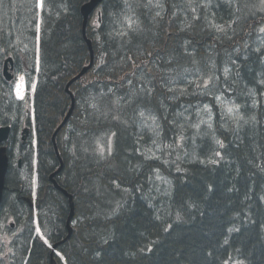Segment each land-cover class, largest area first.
Wrapping results in <instances>:
<instances>
[{
	"label": "trees",
	"instance_id": "trees-1",
	"mask_svg": "<svg viewBox=\"0 0 264 264\" xmlns=\"http://www.w3.org/2000/svg\"><path fill=\"white\" fill-rule=\"evenodd\" d=\"M37 1L0 0V66L11 55L30 87L38 34L34 207L64 263L264 264V0H101L85 27L79 12L89 0H42L38 32ZM89 47L92 66L67 92L90 64ZM197 70L220 76L213 97L170 89L168 76ZM2 79L0 123L12 124L8 153L11 160L19 151L22 170L11 161L0 217L11 208L4 220L12 216L20 228L17 256L29 250L26 264H50V249L33 236L31 142L17 149L11 122L23 117L30 126V115ZM219 93L237 102L244 122L235 119L218 127V136L194 139L191 159L180 169L145 158L139 110L157 117L161 138L183 133L192 141L199 121L191 108L207 101L218 111ZM71 94V116L53 138ZM60 165L53 177L59 191L49 177ZM156 169L169 181L157 199L147 187ZM53 260L63 264L56 255Z\"/></svg>",
	"mask_w": 264,
	"mask_h": 264
},
{
	"label": "rangeland",
	"instance_id": "rangeland-1",
	"mask_svg": "<svg viewBox=\"0 0 264 264\" xmlns=\"http://www.w3.org/2000/svg\"><path fill=\"white\" fill-rule=\"evenodd\" d=\"M157 3V2H156ZM159 3V0H158ZM128 26L130 27L133 24V20L131 17L128 18ZM259 33H263V31H260ZM264 35V34H263ZM260 35V36H263ZM261 39V38H260ZM259 40L256 38L255 43ZM248 46V45H246ZM234 54L236 52L234 51ZM223 64V63H222ZM223 68V74H225L226 70L228 69V65L226 63L222 65ZM2 66H0V72H1ZM226 75V74H225ZM213 76L209 74H204L202 71L197 70L194 73H188V76L184 74V72L181 73V77L179 76H173V77H167V80L169 81V87L171 90H176L177 95L180 94V96L184 97L181 93L188 92L191 93L189 90H196L195 95H200L202 93L203 95H208L207 93L213 92L214 89L219 87V77L218 75ZM180 79V80H179ZM218 79V80H217ZM222 82V81H221ZM226 85V84H225ZM226 87L225 90L227 89ZM0 90H4L1 88ZM202 91V92H201ZM220 94V93H219ZM194 95V96H195ZM214 93L209 94V96H213ZM214 104L218 106V111L215 110V107H211L210 102H204L203 104H196L194 105L192 109L193 114L195 115L194 120L199 121V125L194 127L193 130L195 131L192 141L190 139L183 138L184 134L181 133L177 138H171L167 139L166 137H160L161 136V129L158 122V119L155 115H153L151 112L146 110H139L137 114L136 124L138 127V135L140 136L141 144L139 145V149L145 154L146 159H153V160H159L166 165L174 164L175 169H180L188 159H191V155L189 156V150L192 146H194V139H200L204 137H209L211 135L218 136L216 130L218 127H226L227 124L230 121H236L244 122L245 117L242 115L239 116V106L235 100L232 98L227 97L225 94H216L215 95ZM217 103V104H216ZM202 105V106H201ZM207 105V106H206ZM21 107L24 109V104H21ZM238 107V108H237ZM231 109V111H229ZM236 109V110H235ZM188 110V109H187ZM220 113V114H219ZM185 114V113H184ZM183 113H180L178 118H184L185 120L190 122V119L185 117L189 115L184 116ZM184 116V117H182ZM238 119V120H237ZM16 125V132H15V145L18 149L17 142L19 143V133L21 128L23 126H26V119L21 118L17 122L11 121ZM219 123L218 126L216 124ZM2 124L0 123V126ZM214 132V133H213ZM14 134V133H13ZM211 136V138H213ZM10 141V140H9ZM188 141H189V147H188ZM9 143V142H8ZM8 147H10L9 144H6ZM145 146V147H144ZM146 148V149H145ZM189 148V149H188ZM18 152L16 151L14 154V162L18 159L16 156ZM147 154V156H146ZM20 180L21 182L25 183L27 179V175L25 172L20 173ZM164 175L161 173L159 169H156V173L154 178H152V182L148 181V192L153 198H159L162 196L165 192L166 186L169 184V181L166 177H163ZM167 184V185H166ZM155 199V200H156ZM8 206V205H7ZM11 212V208L6 207L4 208V211L0 217V254L4 261L9 262L10 256H8V252L13 253L14 251V242H11V240L14 241V236L20 233V230L17 227L10 228V222L16 221L14 217H10L7 221H3L5 218V215ZM33 225H36L37 222L33 219L32 221ZM35 232V228H34ZM8 235V237H6ZM12 238V239H11ZM9 242V245L11 244V249H7V244ZM3 246L5 248L3 249ZM3 249V250H2ZM62 262V261H61ZM21 264V263H20ZM23 264V263H22ZM64 264V262H63Z\"/></svg>",
	"mask_w": 264,
	"mask_h": 264
},
{
	"label": "water",
	"instance_id": "water-1",
	"mask_svg": "<svg viewBox=\"0 0 264 264\" xmlns=\"http://www.w3.org/2000/svg\"><path fill=\"white\" fill-rule=\"evenodd\" d=\"M100 1L101 0H90L88 3L84 4L81 7V14L83 16V27H85L89 15L93 12V10L100 3ZM87 44L90 46V43L89 42H87ZM90 54H91L90 64L87 67H84L77 76H75L74 78H72L67 83V85H66V91L67 92L69 91L68 90L69 85L72 82L78 80L92 66L93 56H92L91 48H90ZM8 63L12 64V59L11 58H8L7 60L4 61V68H3V74H4L5 78L9 81V80H11V76L8 73ZM71 97H72V94H71ZM73 105H74V101H73V97H72L71 107L68 110L67 114L65 115V117H64L63 121L61 122V124L55 130V132L53 134V138L56 135V133L61 129V127L66 123V121L68 120V118L71 116V113H72V110H73ZM9 131H10V128L9 127H1L0 128V145L4 141H6L8 139ZM23 134H24V137H23V140H24L25 139V135L28 134V130H25L23 132ZM55 150H56V148H55ZM61 167H62V165H60L59 169L56 172H54L53 174L50 175V180L52 181L54 188H56L57 190H60V189L56 185L53 177H54L55 174H57L60 171ZM7 168H8V157H7V154H6V147L5 146H0V202H1L2 193H3V190H4V180H5V175H6V172H7ZM69 203H70V209H71L70 210V213L71 214H70V217L68 218V222H70V219L73 216V205H72V201H71L70 197H69ZM70 234H71V229H70V227H68V236H67L66 239H68L70 237ZM55 248H56V245L53 246V249H55Z\"/></svg>",
	"mask_w": 264,
	"mask_h": 264
},
{
	"label": "bare ground",
	"instance_id": "bare-ground-1",
	"mask_svg": "<svg viewBox=\"0 0 264 264\" xmlns=\"http://www.w3.org/2000/svg\"><path fill=\"white\" fill-rule=\"evenodd\" d=\"M90 1V0H89ZM155 1V0H154ZM88 1H86V3H87ZM102 3V2H101ZM158 3V2H157ZM84 5V4H83ZM156 6V5H155ZM163 6V5H162ZM170 9V8H169ZM184 10V9H183ZM103 12V11H102ZM79 13H81V12H79ZM108 15V14H107ZM114 15V14H113ZM90 16V15H89ZM89 19V18H88ZM53 22V21H52ZM161 22V21H160ZM121 24V23H120ZM87 27V26H86ZM83 29V28H82ZM249 30V29H248ZM257 31V30H256ZM259 31V30H258ZM257 31V32H258ZM120 33V32H119ZM128 33V32H127ZM86 34V33H85ZM243 34V33H242ZM82 35V34H81ZM258 35V34H257ZM86 38V37H85ZM254 40V39H253ZM87 43V42H86ZM92 47V46H91ZM250 48V47H249ZM93 50V49H92ZM211 60V59H210ZM209 60V61H210ZM215 60H216V58H215ZM207 61V60H206ZM212 63V62H211ZM207 65V64H206ZM212 65V64H211ZM34 66V65H33ZM206 68H208L207 66H205ZM218 68V67H217ZM216 68V69H217ZM231 69V68H230ZM35 70V69H34ZM206 70V69H205ZM208 70V69H207ZM36 72H38V63H36ZM233 72V71H232ZM216 74H217V71H216ZM218 74H219V70H218ZM83 76V75H82ZM218 77H220V76H218ZM220 79V78H219ZM2 80H4L3 82H6V83H15V85H14V88L16 89V92H17V96L19 97V98H21L22 97V95L24 94V92H25V81H24V79H23V77L22 76H17V75H12L11 76V81H7L5 78H3ZM218 80V79H217ZM219 82H220V80H219ZM10 85V84H9ZM248 85V84H247ZM7 86V85H6ZM1 88H3V86L2 85H0V89ZM235 88H236V86H235ZM69 89V88H68ZM215 90V89H214ZM229 90V89H228ZM241 90V89H240ZM3 91V90H2ZM202 92V91H201ZM196 94V93H195ZM221 94V93H220ZM220 94H218V95H220ZM242 95V94H241ZM247 95V94H246ZM209 96V95H208ZM71 97V96H70ZM213 97V96H212ZM231 97V96H230ZM239 97V96H238ZM74 98V97H73ZM200 98V97H199ZM202 98V97H201ZM198 99V98H197ZM212 100V99H211ZM210 100V101H211ZM251 101V100H250ZM202 106V105H201ZM207 106V105H206ZM254 106V105H253ZM257 106V105H256ZM238 108V107H237ZM256 109V108H255ZM11 110V109H10ZM236 110V109H235ZM17 111V110H16ZM242 116V115H241ZM19 117V116H18ZM4 121V120H3ZM29 125V124H28ZM15 141V140H14ZM16 142V141H15ZM13 147V146H12ZM25 149V148H24ZM26 156V155H25ZM18 158V157H17ZM59 161V160H58ZM59 167V166H58ZM59 174V173H58ZM61 181V180H60ZM52 185V184H51ZM62 188V187H61ZM60 191V190H59ZM65 191V190H64ZM67 192V191H66ZM69 195V194H68ZM70 196H72V195H70ZM29 201V200H28ZM22 209V208H21ZM74 210V209H73ZM70 211V210H69ZM74 212V211H73ZM25 215V214H24ZM74 225V224H73ZM22 231H23V229H21ZM67 231V230H66ZM38 239V238H37ZM61 241V240H60ZM33 242V241H32ZM60 245V244H59ZM62 245V244H61ZM220 246V245H219ZM30 248H31V246H30ZM31 250V249H30ZM255 253V252H254ZM61 254V253H60ZM49 257V256H48ZM65 261V260H64Z\"/></svg>",
	"mask_w": 264,
	"mask_h": 264
},
{
	"label": "flooded vegetation",
	"instance_id": "flooded-vegetation-1",
	"mask_svg": "<svg viewBox=\"0 0 264 264\" xmlns=\"http://www.w3.org/2000/svg\"><path fill=\"white\" fill-rule=\"evenodd\" d=\"M7 221V220H6ZM16 223V222H15ZM6 237H8V235H6ZM12 239V238H11ZM11 242H14L13 240H11ZM8 245H9V242H8V244H7V249H8ZM5 248V246H3V249ZM2 249V250H3ZM9 249H11V244L9 245ZM1 254H2V252H1ZM1 254H0V264H22V259H25L26 257H28V255L26 254V256L24 257V258H22L21 259V256L19 255V256H15L14 254H9V252H8V254H9V256H10V258H9V262H6V261H4L3 259H2V257H1ZM50 261H51V258H50ZM23 263H25V261L23 262Z\"/></svg>",
	"mask_w": 264,
	"mask_h": 264
},
{
	"label": "snow or ice",
	"instance_id": "snow-or-ice-1",
	"mask_svg": "<svg viewBox=\"0 0 264 264\" xmlns=\"http://www.w3.org/2000/svg\"><path fill=\"white\" fill-rule=\"evenodd\" d=\"M262 31H264V29H262ZM229 111H231V109H229Z\"/></svg>",
	"mask_w": 264,
	"mask_h": 264
}]
</instances>
